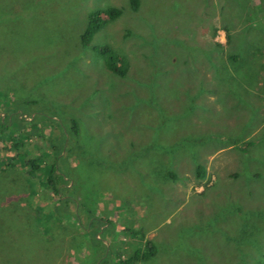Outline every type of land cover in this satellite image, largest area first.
<instances>
[{"label":"rangeland","instance_id":"374dc122","mask_svg":"<svg viewBox=\"0 0 264 264\" xmlns=\"http://www.w3.org/2000/svg\"><path fill=\"white\" fill-rule=\"evenodd\" d=\"M15 134L36 159L64 136L78 150L55 159L62 201L0 152V264H99L145 239L158 253L135 264H264V0H0V140ZM40 212L62 221L51 240ZM88 225L105 230L95 255Z\"/></svg>","mask_w":264,"mask_h":264},{"label":"trees","instance_id":"16d2710c","mask_svg":"<svg viewBox=\"0 0 264 264\" xmlns=\"http://www.w3.org/2000/svg\"><path fill=\"white\" fill-rule=\"evenodd\" d=\"M131 3L134 9L138 8L139 0H131ZM121 13H122V10L117 7H108L106 9H99V10L92 11L89 15L88 26L86 27V29L84 30L82 34L83 44L85 46L90 45L92 43V40L95 34L103 28L106 22L117 19L121 15ZM94 48L95 50L99 51L106 57V65L111 71L121 76L126 75L127 69H128V61L123 56L119 55L118 53H115V51L108 46H100V47L94 46ZM234 57L236 58V56ZM10 107H11L10 112L13 113L12 105H10ZM15 107L19 108L18 105ZM5 108H7V106H5ZM31 121L33 122V120ZM70 122H71L70 123L71 129L74 131L77 137H79L81 133L79 121L76 120L75 118H71ZM5 126H6V129H8L7 128L9 127L8 124H6ZM36 126H28V128L31 129L29 131V135H27L28 139H30L31 135L33 136V132H34V129L36 130L35 128ZM58 126L61 127L60 124ZM23 128L25 129V130L22 129L23 131L29 130L27 129V127H23ZM48 128L49 127H46L43 124L41 126H38L37 130L39 131L43 130V132H46ZM39 131L38 133L34 135L39 134L41 137H43V135H46V134H40ZM15 137H16V134L11 136L10 139L4 138L3 140H0V152H2L6 156L5 163H4L5 170H7L8 168H12V167L14 168L21 167L26 171V174H28L31 178H33L34 174L40 177L43 170L46 169L47 170V174H46L47 180L45 181V186L48 190L52 191L53 195L58 199V201H62L61 194L63 193L65 189L64 188L65 184L63 183L67 182V179L65 177L68 175V173L65 171L66 173L65 174L64 171L58 170L59 166H58V163L55 161V159L59 158L60 156H63L64 152H67L68 155L74 156V154L76 153L75 151H77L78 148L76 149L72 146L71 147L68 146V141L70 138L68 139L67 137L64 136L62 140L57 142V144L56 143L53 144V150H49V151L45 150V153L44 152L40 153L39 157L36 159L34 155L24 152L25 150H23V147H21V144L14 142ZM28 139H24V141ZM14 146H15V149H14ZM10 151H13L14 153L10 155L9 154ZM47 154H48V157L52 158V160L50 161L51 162L53 161L52 163H50V166L48 167H46L48 163H46L47 158L45 156ZM21 155H23V158L21 159L22 162H18L20 161L19 159ZM205 172H206L205 167L203 165H199L197 168V175L199 177H204ZM40 203H41V206L39 208H40V211H42L44 209V203L46 202L41 201ZM56 213L57 215L59 214V217L62 220L63 219L65 220L66 218H68V215H69V214L68 215L65 214L64 212L61 213V210H57ZM50 218H53V215L49 216V214L46 215L45 213H41V212L40 214H38V223H39L40 231L42 233V236H45L47 240H51L58 232L56 231L58 227L62 226V221H60V219L56 221L54 220L52 221ZM73 218L77 219L78 217L74 216ZM82 228L84 229V232L87 236V240L91 241V245L94 248L93 250L94 255L97 254L96 250H97V247L99 246L98 242H101V237L99 238L98 236H99V233H101V231L103 232L105 230L104 229L102 230L101 228H97V227L95 228L89 227V225L88 227H82ZM139 234H143V231L139 230ZM113 248L114 247L112 245H109L106 243L105 252L103 256L97 257V258H96V255L94 256L96 261H99L101 258V261L99 264H101V262H104V264H111V261H112V264H135L137 262L147 261L155 257L156 254L158 253V248L151 239H145L143 241L142 246L135 247L133 250H131L130 256L128 258H123L122 254L116 250L117 255H114L113 258L110 260L108 256L109 254H111V256L112 254H114L112 250ZM72 250H76V249H72ZM77 252L75 251L72 252V255L75 260H78V255L76 254ZM90 252L92 251L90 250Z\"/></svg>","mask_w":264,"mask_h":264}]
</instances>
